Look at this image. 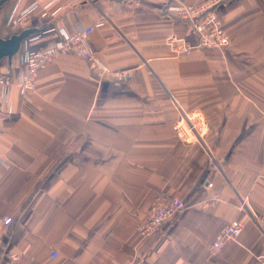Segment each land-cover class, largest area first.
<instances>
[{"label":"crops","instance_id":"obj_1","mask_svg":"<svg viewBox=\"0 0 264 264\" xmlns=\"http://www.w3.org/2000/svg\"><path fill=\"white\" fill-rule=\"evenodd\" d=\"M212 1L230 45L173 54L170 37L197 39L168 8ZM33 5L10 29L14 9ZM81 27H95L89 44L110 71L133 78L99 83L89 62L60 55L34 93L0 89V218L14 219L0 231V264H258L264 0H0L3 38L37 30L0 70L16 81L26 48L43 50ZM189 112L210 128L196 144L174 130ZM160 194L186 208L143 240L137 227ZM235 220L240 237L213 255L220 230Z\"/></svg>","mask_w":264,"mask_h":264},{"label":"built area","instance_id":"obj_2","mask_svg":"<svg viewBox=\"0 0 264 264\" xmlns=\"http://www.w3.org/2000/svg\"><path fill=\"white\" fill-rule=\"evenodd\" d=\"M217 2H206L199 5H175L168 8L178 20L186 22L192 28L197 43L191 45L183 39L170 37L167 41L173 54L191 55L193 50H214L222 51L230 45V37L216 11ZM37 6L19 11L18 6L12 12L8 26L17 30L22 23L36 11ZM95 27H81L73 35L61 34L60 38L43 50H31L26 48L24 52V63L26 71L21 73L16 81L0 70V89L9 91L12 87H18L24 94L34 93L38 87V76L50 63L60 55H75L84 59L92 65L93 72L99 83L106 80L129 82L133 78L132 72L114 73L97 57L89 44V38L94 33ZM50 32H55L51 30ZM49 32V33H50ZM39 37H34L33 40ZM179 140L186 144L202 142L209 133V124L202 115L196 112L183 114L174 127ZM242 207H248L247 200L243 201ZM186 208L185 202L178 197H171L166 194L158 195L148 214L146 220L137 227V233L143 240L156 238L162 231L164 225L180 215ZM14 224L11 216L0 218V231ZM244 225L241 221H233L223 226L216 240L211 246L213 255L219 254L229 242L237 240L243 232ZM58 253H52V258H57ZM13 261L19 256L11 255ZM258 264H264V256L257 257ZM126 264H134L129 261Z\"/></svg>","mask_w":264,"mask_h":264},{"label":"water","instance_id":"obj_3","mask_svg":"<svg viewBox=\"0 0 264 264\" xmlns=\"http://www.w3.org/2000/svg\"><path fill=\"white\" fill-rule=\"evenodd\" d=\"M37 30H25L9 38L0 35V64L4 60L11 62L19 54L22 44Z\"/></svg>","mask_w":264,"mask_h":264},{"label":"trees","instance_id":"obj_4","mask_svg":"<svg viewBox=\"0 0 264 264\" xmlns=\"http://www.w3.org/2000/svg\"><path fill=\"white\" fill-rule=\"evenodd\" d=\"M13 36V35H12ZM2 37V36H1Z\"/></svg>","mask_w":264,"mask_h":264}]
</instances>
